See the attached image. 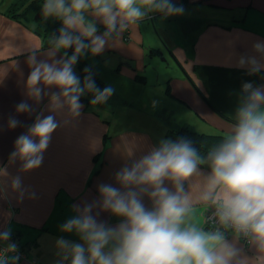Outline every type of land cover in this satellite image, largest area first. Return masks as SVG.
<instances>
[{
    "label": "clouds",
    "instance_id": "1",
    "mask_svg": "<svg viewBox=\"0 0 264 264\" xmlns=\"http://www.w3.org/2000/svg\"><path fill=\"white\" fill-rule=\"evenodd\" d=\"M41 9L44 19H58L61 27L58 35H51L52 50L44 53L47 59H37V48L28 50L31 71L25 89L37 103L47 96L51 114H37L15 140L8 163L21 161L20 173L42 165L52 134L81 115V96L91 93L90 105H104L114 94L112 86L96 85L88 67L81 81L74 71L80 57L99 55L106 46L118 47L122 34L138 27L150 13L164 18L185 11L172 0H45ZM97 21L105 28L101 34H97ZM68 48L74 49L71 55L64 51L60 59L55 58ZM252 48L258 55L242 54L236 62L237 67L247 68L248 75L264 71V41ZM53 87L59 91H45ZM158 103L153 100L152 107ZM32 111L23 101L16 106L17 113ZM234 120L222 142L204 155L183 137L161 138L128 163L134 155L130 148L126 163L114 174L115 184H99L98 198L73 205L75 215L60 225L61 232H74L81 242L58 238L56 264H264V85L242 83ZM19 125L9 117V129ZM202 166L209 171L203 172ZM194 177L199 178L195 195ZM13 193L18 202L26 196L37 198L23 186L20 174L11 175L0 166V199ZM198 205L207 211L210 227L199 222ZM101 212L121 220L110 226L98 219ZM7 215L11 219L12 213ZM11 235L10 227L0 232V242L6 245L0 248V264L19 262L17 244L7 243ZM242 238L255 249L253 256L244 255L237 246Z\"/></svg>",
    "mask_w": 264,
    "mask_h": 264
},
{
    "label": "crops",
    "instance_id": "2",
    "mask_svg": "<svg viewBox=\"0 0 264 264\" xmlns=\"http://www.w3.org/2000/svg\"><path fill=\"white\" fill-rule=\"evenodd\" d=\"M13 1L0 0V79H3L0 83V166L7 167L11 175L20 174L23 186L34 191L37 198L26 196L18 202L13 193L8 199H0V232L10 227L22 240L35 241L25 264H56L58 238L81 242L74 232H61L60 225L75 215L73 205L83 206L98 198L99 184H115L114 174L126 163L130 148H134V155L128 163L146 154L161 138L175 140L167 133L172 122L206 133H229L235 123L242 83L264 85V71L248 75L246 67L236 66L242 54L258 55L252 45L264 41V0H172L175 5L183 6L182 15L162 18L159 13H150L138 27L131 26L122 34L118 47L106 46L99 55H84L119 98L114 106L104 110L86 106L80 100L81 115L68 126L57 128L44 152L42 165L26 173L19 172L21 161L8 163L14 142L37 114H51L47 96L37 103L26 95L25 81L31 71L27 52L30 48L39 49L37 59L42 60L47 59L44 53L52 47H43L42 36L35 30L36 23L28 22L32 27L27 26L7 14ZM97 27V34L105 31L99 21ZM63 53L61 50L55 58L60 59ZM170 60L175 72L168 70ZM184 70L191 74L213 106L230 119L206 102ZM74 71L79 76L78 62ZM153 100L159 101L155 108ZM22 101L31 105V113L16 112V106ZM120 110L125 114L122 120L119 117L121 127L112 129ZM9 117L20 121V125L9 129ZM56 119L59 121L62 117ZM128 122L130 125L126 126ZM99 153H102L100 161L94 160ZM99 162V170L94 172ZM202 171L206 173L209 169L202 166ZM166 184L171 188L170 183ZM198 184L199 178L194 177L193 195ZM144 203L151 207L147 197ZM197 209L198 220L204 225L207 211L202 205ZM98 219L110 226L121 220L109 212H101ZM237 246L244 255L255 254V249L242 240Z\"/></svg>",
    "mask_w": 264,
    "mask_h": 264
},
{
    "label": "trees",
    "instance_id": "3",
    "mask_svg": "<svg viewBox=\"0 0 264 264\" xmlns=\"http://www.w3.org/2000/svg\"><path fill=\"white\" fill-rule=\"evenodd\" d=\"M44 2L45 0H14L8 7L7 14L11 18L21 21L27 26H31L28 22L36 23L35 30L39 35L42 36L43 47L47 48V47H52L50 43L51 38H52L51 35H58V30L61 27V21L58 19L52 18V17H49L48 19L43 18L41 6L43 5ZM64 51L70 52L69 48ZM78 64H79V71H80L79 77L81 81L83 80V77L86 75V73L83 70L86 67H88L90 68L93 74V79L95 80L96 85L100 89H103L104 87L108 86L105 83V81L101 78L98 72V69L95 66L90 65L84 59L83 56L78 59ZM184 72H185L186 77L190 80V82L193 84V86L196 88L199 94L206 100V102H208L210 105L213 106L210 99H208L204 91L197 85V83L195 82L191 74L187 72L186 70H184ZM118 98H119L118 94L116 93V91H114V94L110 97V99L108 100L106 104L94 105V106L100 108L101 110H104V108H107L108 106H114V103L116 102ZM91 99H92V94L87 93L81 96L80 100L84 102L86 106H88L90 105L89 102ZM214 109L216 108L214 107ZM216 110L223 117L230 119L227 115L220 112L218 109ZM171 118L172 117L168 118V120L170 119V122L173 121V118L172 119ZM167 133L169 136H171L175 140L181 137L190 140L193 143V145L198 148L199 152L202 155L206 154L211 148L221 143L223 138L227 135L224 132H215V133L201 132V131L196 130L192 126H188V125L180 127V126H176L173 122H172L171 127H169ZM109 138H110V135H108L107 139L104 140L105 147L107 146ZM101 156H102V153H99L98 155H96L94 160L98 161L101 158ZM100 165H101V162L97 164V167L94 172H97L99 170ZM203 167H206V166H203ZM11 237L18 241L21 248L30 247L29 249L27 248L28 250L26 249L28 253V257L30 258V250L35 245V241L34 242L24 241L21 239V236L16 232L15 233L12 232Z\"/></svg>",
    "mask_w": 264,
    "mask_h": 264
},
{
    "label": "built area",
    "instance_id": "4",
    "mask_svg": "<svg viewBox=\"0 0 264 264\" xmlns=\"http://www.w3.org/2000/svg\"><path fill=\"white\" fill-rule=\"evenodd\" d=\"M207 215H208V213L206 212V214H205L204 225H205L206 227H210L211 225H210V222L207 221ZM228 236H229V237L232 236L231 233H228ZM228 236H227V237H228ZM241 240H242L245 244H247V242H246L243 238H242ZM12 242L16 243L17 246H18V249H19V253H18V254H19L20 259H19L18 264H25V262H26L27 260H29L27 250H28L30 247L21 248V246H20V244L18 243V241L15 240V239H13V238L11 237V238H10V241H8L7 243H12ZM4 246H6L5 243L0 242V248H2V247H4ZM27 248H28V249H27ZM26 249H27V250H26ZM32 263L35 264L36 262H32ZM38 264H39V263H38Z\"/></svg>",
    "mask_w": 264,
    "mask_h": 264
},
{
    "label": "rangeland",
    "instance_id": "5",
    "mask_svg": "<svg viewBox=\"0 0 264 264\" xmlns=\"http://www.w3.org/2000/svg\"><path fill=\"white\" fill-rule=\"evenodd\" d=\"M171 60H172V59H171ZM171 60H170L169 68H168V66H167L166 63H165V65H166V67L168 68L169 71H171V72H175V69H172L173 65H172V63H171ZM176 66H177V65H176ZM165 69H166V68H165ZM135 107H137V106H135ZM140 108H141V106H140ZM119 117H120L121 120L125 117V114L122 113L121 110H120V112H119V113L116 115V117H115V124H116V126H115L114 128H112V129H115V128H119V127H121V126H120V123H119ZM116 120H117V121H116ZM125 122H126V120H125ZM125 125H126V126L130 125V122L126 123Z\"/></svg>",
    "mask_w": 264,
    "mask_h": 264
},
{
    "label": "water",
    "instance_id": "6",
    "mask_svg": "<svg viewBox=\"0 0 264 264\" xmlns=\"http://www.w3.org/2000/svg\"><path fill=\"white\" fill-rule=\"evenodd\" d=\"M69 50H70V52L72 53L74 49H73V48H69Z\"/></svg>",
    "mask_w": 264,
    "mask_h": 264
}]
</instances>
